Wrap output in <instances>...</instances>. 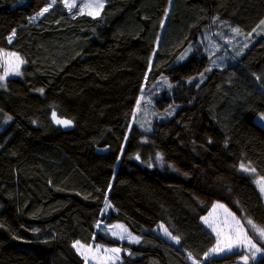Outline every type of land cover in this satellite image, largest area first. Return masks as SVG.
<instances>
[{"label": "trees", "instance_id": "trees-1", "mask_svg": "<svg viewBox=\"0 0 264 264\" xmlns=\"http://www.w3.org/2000/svg\"><path fill=\"white\" fill-rule=\"evenodd\" d=\"M262 22L264 0H104L97 16L0 0V55L26 63L0 84V264H87L76 243L122 246L118 264H235L206 259L217 239L203 218L222 202L264 228L241 170L264 178V34L239 53ZM207 38L237 45L212 54ZM163 79L155 106L171 116L127 142L145 84ZM158 154L164 167L149 163ZM104 221L141 242L105 237Z\"/></svg>", "mask_w": 264, "mask_h": 264}, {"label": "rangeland", "instance_id": "rangeland-1", "mask_svg": "<svg viewBox=\"0 0 264 264\" xmlns=\"http://www.w3.org/2000/svg\"><path fill=\"white\" fill-rule=\"evenodd\" d=\"M103 2L104 0H66L67 6H71L69 7L71 12L74 8H78L83 13L92 16H97L100 14L102 7H99V5L103 4ZM166 21L167 19L164 21V27ZM263 25L264 23H262L255 30V32L252 33V35H248L245 39H243L242 44L240 45L241 48L239 50V53H241L245 46L249 44L250 40L264 34ZM202 43H204V45L206 43L208 49L212 54H215L217 52L216 50L221 51L222 48L226 49L227 51H230L232 48H234L235 45H237V43L231 39L226 43L224 42V44H222V47L217 44L216 40H213V42H211L208 38ZM157 48H159V42L157 44ZM9 54L12 53L0 55V77H3V79H0V84L2 85L5 84L6 81L10 78L20 77L23 73V68L26 64L25 61L19 55ZM191 54L192 50H187L182 55L180 61H186L191 56ZM153 56L155 58L156 53H154ZM17 57H19V59H17ZM152 65L153 62H151L150 66ZM163 88H169V83L166 79H163L162 81H160V83L154 85L150 83L145 84L138 100L132 120L130 121L128 126L127 142L129 141L135 126H139L140 129L143 131V139L146 142L148 141V135L152 134V131L154 130L153 124L157 121L156 119H169L172 114L170 111L165 112V114H159V109L155 106L156 95L157 93H160ZM166 89L163 90V92L168 91ZM53 120L57 125L62 126L65 129H71L74 126V123L72 121L60 118L56 113L53 114ZM58 120L69 121L70 123L68 125H64L61 123H57ZM257 121L259 123L261 122L264 126V117H258ZM137 160L140 161V158L137 157ZM149 163H156L160 167L165 166V163L159 154L156 156L155 160ZM243 166L244 167H242L241 170L253 179L254 184L256 185V187L264 198V191H262V188H264V178L260 177L255 171L251 170L249 167L245 165ZM233 217H235V220L233 219ZM236 221L240 222V225L243 227V231L247 234L248 238L251 239L252 242L256 245V248H252L246 242L240 244H236L235 242H233L231 250L228 249L226 244L222 243L220 246L224 248L223 251H213V249L218 247V243H216V246L210 251L211 254L206 257L208 261L210 260L211 262H213V260L217 258H223L225 256L232 255L235 264H251L252 262L258 260L264 254V236H261L260 232L257 231V229L264 230V228L256 225L252 221L251 225L244 224L224 203L216 202L210 213L204 216L203 218L204 224L214 233L217 242L218 240L223 242L224 237L230 234L233 229L236 228ZM253 225H255V227H253ZM98 229L100 231V234H103L107 238H116L122 242H128L130 244H138L141 242V237L134 234L129 228V226L124 222L110 223L104 221L101 222ZM213 229L216 230L214 231ZM162 233L167 236L165 231H162ZM168 235L172 240L178 241L177 239H173L170 234ZM75 249L84 258L87 264H118L121 261L123 254L125 252H128L122 246H114L101 243H95L89 246H85L81 243H76ZM112 249H119V251L115 252L112 251ZM256 249H259V251H257ZM244 257H247L246 261Z\"/></svg>", "mask_w": 264, "mask_h": 264}, {"label": "snow or ice", "instance_id": "snow-or-ice-1", "mask_svg": "<svg viewBox=\"0 0 264 264\" xmlns=\"http://www.w3.org/2000/svg\"><path fill=\"white\" fill-rule=\"evenodd\" d=\"M53 2H55V0H53ZM71 7V6H69ZM99 7H103V4H100ZM48 9L45 8L43 10V12H47ZM43 12L39 13L38 15H43ZM264 23V22H262ZM236 31H239L238 29ZM13 35H15V33H13ZM9 42H11V37H9ZM9 55H14V54H9ZM17 59H19V57H17ZM0 79H3V77H0ZM57 123H61L64 125H68L70 122L69 121H57ZM262 191H264V188H262ZM233 219L235 220V217H233ZM248 224H252L251 221H248ZM211 226V225H210ZM122 227V226H120ZM253 227H255V225H253ZM214 231L216 229H213ZM167 232V230H165ZM257 231L260 232L261 236H264V230H260L257 229ZM173 239H176L175 237H173ZM178 242V241H177ZM233 242H235L236 244H240V243H247L248 245H250L252 248H256V245L252 242L251 239L248 238L247 234L243 231V227L240 225L239 221H236V228L233 229V231L226 235L224 237V241H220L218 240V247L213 249V251H223L224 248L222 246H220L222 243L226 244V246L228 247L229 250H231L232 246H233ZM73 247H76V244L73 245ZM257 251H259V249H256ZM112 251L118 252L119 249H112ZM245 261L247 260V257H244Z\"/></svg>", "mask_w": 264, "mask_h": 264}]
</instances>
